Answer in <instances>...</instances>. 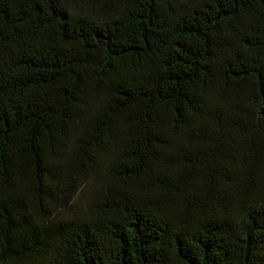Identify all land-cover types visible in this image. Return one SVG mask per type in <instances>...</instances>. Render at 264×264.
Returning <instances> with one entry per match:
<instances>
[{"label":"trees","instance_id":"trees-1","mask_svg":"<svg viewBox=\"0 0 264 264\" xmlns=\"http://www.w3.org/2000/svg\"><path fill=\"white\" fill-rule=\"evenodd\" d=\"M0 264H264V0H0Z\"/></svg>","mask_w":264,"mask_h":264},{"label":"rangeland","instance_id":"rangeland-1","mask_svg":"<svg viewBox=\"0 0 264 264\" xmlns=\"http://www.w3.org/2000/svg\"><path fill=\"white\" fill-rule=\"evenodd\" d=\"M97 182L98 180L89 179L81 184L75 201L73 202V210L84 208L87 197L90 195L91 190H93Z\"/></svg>","mask_w":264,"mask_h":264}]
</instances>
